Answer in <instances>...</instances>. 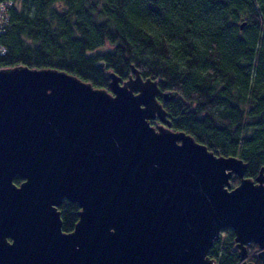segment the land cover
I'll use <instances>...</instances> for the list:
<instances>
[{"label":"water","instance_id":"water-1","mask_svg":"<svg viewBox=\"0 0 264 264\" xmlns=\"http://www.w3.org/2000/svg\"><path fill=\"white\" fill-rule=\"evenodd\" d=\"M131 73L110 71L107 90L56 68H0V264H216L225 228L240 264L250 242L264 262V166L248 178L240 157L171 129L158 97L173 94ZM64 199L79 207L70 231Z\"/></svg>","mask_w":264,"mask_h":264},{"label":"trees","instance_id":"trees-1","mask_svg":"<svg viewBox=\"0 0 264 264\" xmlns=\"http://www.w3.org/2000/svg\"><path fill=\"white\" fill-rule=\"evenodd\" d=\"M9 1L0 68H56L108 90V73L126 79L132 65L173 94L158 97L171 129L240 157L248 178L264 166V0ZM59 208L70 231L78 206L65 199ZM255 247H247L248 261L264 264ZM208 255L239 263L232 229Z\"/></svg>","mask_w":264,"mask_h":264},{"label":"flooded vegetation","instance_id":"flooded-vegetation-1","mask_svg":"<svg viewBox=\"0 0 264 264\" xmlns=\"http://www.w3.org/2000/svg\"><path fill=\"white\" fill-rule=\"evenodd\" d=\"M233 176H236L237 178H238V181H239V177L237 176V175H235V174H233L231 177H230V183H231V178L233 177ZM24 180V178L23 177H21V176H19L18 174H15L14 176H13V178H12V183L13 184H15L16 186H18L22 181ZM238 183V182H237ZM234 185H236V184H234ZM234 185H232V183H231V186H234ZM65 200V199H64ZM63 201V200H62ZM62 203V202H61ZM61 203L58 205V210H59V212H60V208H59V206L61 205ZM75 203V202H74ZM77 205V204H76ZM78 206V205H77ZM78 209H79V207H78ZM78 209H77V211H78ZM76 211V212H77ZM61 216V215H60ZM61 218V217H60ZM78 218V217H77ZM223 231V230H222ZM221 236V235H220ZM249 245H256V243H254V242H250V243H248L246 246L248 247ZM248 249V248H247ZM254 254H256V255H258V248H257V246H256V249H254ZM247 256H248V252H247ZM247 258V257H246ZM240 262V261H239ZM247 262H249V261H247Z\"/></svg>","mask_w":264,"mask_h":264},{"label":"built area","instance_id":"built-area-1","mask_svg":"<svg viewBox=\"0 0 264 264\" xmlns=\"http://www.w3.org/2000/svg\"><path fill=\"white\" fill-rule=\"evenodd\" d=\"M10 5H11V1H9V0L0 2V30H1L2 25H3L2 20L6 19V11ZM0 50H1V48H0Z\"/></svg>","mask_w":264,"mask_h":264},{"label":"rangeland","instance_id":"rangeland-1","mask_svg":"<svg viewBox=\"0 0 264 264\" xmlns=\"http://www.w3.org/2000/svg\"><path fill=\"white\" fill-rule=\"evenodd\" d=\"M231 183L233 184L232 181H231ZM222 234H224V230L221 232V235H222ZM256 246H257V244H256ZM257 248H258V247H257ZM255 249H256V247H255ZM245 261H248V259L246 258ZM238 264H240V262H239Z\"/></svg>","mask_w":264,"mask_h":264}]
</instances>
